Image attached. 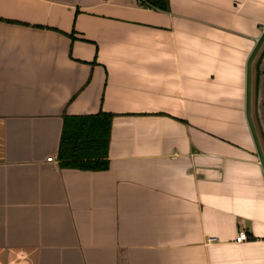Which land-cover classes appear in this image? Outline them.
Returning a JSON list of instances; mask_svg holds the SVG:
<instances>
[{
    "label": "crops",
    "instance_id": "crops-1",
    "mask_svg": "<svg viewBox=\"0 0 264 264\" xmlns=\"http://www.w3.org/2000/svg\"><path fill=\"white\" fill-rule=\"evenodd\" d=\"M141 1L0 0V264H264V0ZM100 111L108 168L60 165Z\"/></svg>",
    "mask_w": 264,
    "mask_h": 264
},
{
    "label": "trees",
    "instance_id": "trees-1",
    "mask_svg": "<svg viewBox=\"0 0 264 264\" xmlns=\"http://www.w3.org/2000/svg\"><path fill=\"white\" fill-rule=\"evenodd\" d=\"M141 4L167 9V0H142ZM260 71H257V81ZM113 115L98 112L83 116H64L58 158L60 165L82 170L108 168V143Z\"/></svg>",
    "mask_w": 264,
    "mask_h": 264
},
{
    "label": "rangeland",
    "instance_id": "rangeland-1",
    "mask_svg": "<svg viewBox=\"0 0 264 264\" xmlns=\"http://www.w3.org/2000/svg\"><path fill=\"white\" fill-rule=\"evenodd\" d=\"M257 61H256V69H255V75L257 77V71L259 70V66L262 63L264 59V45L260 49V52L257 54ZM255 77L254 81V86H253V91H252V96H253V102H252V110H250V120H251V125L256 133L257 138L260 140V154L263 157V163H264V126L260 120L258 111H257V104L258 100L264 99V87L263 89H259V81H257V78ZM259 80V79H258ZM263 107H264V101H262Z\"/></svg>",
    "mask_w": 264,
    "mask_h": 264
},
{
    "label": "water",
    "instance_id": "water-1",
    "mask_svg": "<svg viewBox=\"0 0 264 264\" xmlns=\"http://www.w3.org/2000/svg\"><path fill=\"white\" fill-rule=\"evenodd\" d=\"M259 71H260L259 80H258L259 81L258 82L259 83V89H263V87H264V59L259 66ZM262 101H264V99L258 100L257 111H258L260 120L264 126V107H263Z\"/></svg>",
    "mask_w": 264,
    "mask_h": 264
},
{
    "label": "built area",
    "instance_id": "built-area-1",
    "mask_svg": "<svg viewBox=\"0 0 264 264\" xmlns=\"http://www.w3.org/2000/svg\"><path fill=\"white\" fill-rule=\"evenodd\" d=\"M48 161H52V157H48L47 158ZM249 237H248V234L247 232L244 230V229H240L237 234H236V237H235V241L236 242H242V241H245L247 240Z\"/></svg>",
    "mask_w": 264,
    "mask_h": 264
}]
</instances>
